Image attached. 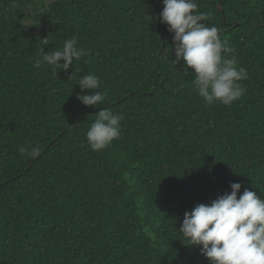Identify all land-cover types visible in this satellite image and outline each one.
<instances>
[{
    "label": "trees",
    "instance_id": "trees-1",
    "mask_svg": "<svg viewBox=\"0 0 264 264\" xmlns=\"http://www.w3.org/2000/svg\"><path fill=\"white\" fill-rule=\"evenodd\" d=\"M197 2L248 72L228 106L173 63L163 0H0V264H211L180 233L185 212L231 183L264 199V0ZM73 37L86 54L71 68L35 67L40 39L48 53ZM87 74L98 108L77 98ZM100 108L121 133L93 151Z\"/></svg>",
    "mask_w": 264,
    "mask_h": 264
},
{
    "label": "clouds",
    "instance_id": "clouds-1",
    "mask_svg": "<svg viewBox=\"0 0 264 264\" xmlns=\"http://www.w3.org/2000/svg\"><path fill=\"white\" fill-rule=\"evenodd\" d=\"M159 16L173 34V63L183 62L186 70H192L194 89L206 104L228 106L245 94L242 81L248 79L246 68L239 66L235 49L221 38L219 29L206 23L209 14L199 10L197 0H163ZM145 19L151 23L153 17L148 14ZM48 43L49 38L38 41L41 59L35 63L37 69L44 63L53 72L68 70L74 60L86 54L75 37L65 40L61 49L45 53ZM77 85L84 92H92L78 95L85 106L98 108L105 102L106 93L99 91L98 76L84 75ZM100 109L86 133L93 151L106 149L121 133L122 116L108 108ZM19 152L32 159L41 154L38 145L28 143ZM241 187L240 183H231L230 193L184 214L180 233L189 246H201V255L211 264H264V199L247 188L241 194Z\"/></svg>",
    "mask_w": 264,
    "mask_h": 264
}]
</instances>
